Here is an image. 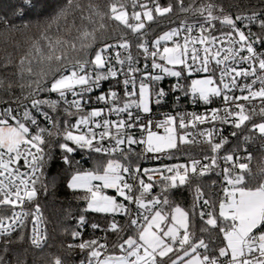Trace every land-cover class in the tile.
I'll return each instance as SVG.
<instances>
[{
  "label": "snow or ice",
  "instance_id": "obj_1",
  "mask_svg": "<svg viewBox=\"0 0 264 264\" xmlns=\"http://www.w3.org/2000/svg\"><path fill=\"white\" fill-rule=\"evenodd\" d=\"M42 3L47 7L46 0H18L10 7L24 19ZM244 8L234 12L215 0H111L106 7L97 0H64L49 15L36 13L43 18L21 24L0 14V36L21 37L11 41L12 52L5 49L0 56V94L13 98L0 108V210L10 212L0 215V264H13L7 259L10 246L26 232L34 248L47 245L39 196L48 190L44 181L57 149L62 164L75 167L67 187L83 193L85 211L112 217L104 227L92 223L104 236L88 240L82 238L86 217H78L70 232L78 242L66 246L69 255L79 250L78 264H264V159L254 172L247 151L257 139L264 150V0ZM174 10L184 14L179 25L148 39V26ZM107 22L135 36L136 56L124 36L96 47ZM201 73L207 75L192 78ZM166 77L175 78L168 90L160 86ZM110 80L114 86L102 91ZM97 90L95 102L104 107L88 110ZM177 92L190 96L193 105L219 98L222 106L142 118L141 113L151 114L150 104L160 105ZM180 100L175 96L174 102ZM205 124L212 126L199 127ZM224 125L233 128L231 138L242 137L243 147L226 148ZM184 145L207 147H201V158H192L181 153ZM77 151L109 158L103 167L81 169L72 155ZM178 154L187 162L155 169L138 163ZM211 174L219 178L218 210L217 193L206 198L199 184L191 212L172 199L173 190ZM117 215L125 218L123 224ZM108 233L116 236L111 247ZM15 264L27 262L17 258ZM51 264L73 262L53 256Z\"/></svg>",
  "mask_w": 264,
  "mask_h": 264
},
{
  "label": "trees",
  "instance_id": "obj_2",
  "mask_svg": "<svg viewBox=\"0 0 264 264\" xmlns=\"http://www.w3.org/2000/svg\"><path fill=\"white\" fill-rule=\"evenodd\" d=\"M18 0H0V14L7 13L8 18L12 20L15 24H21L27 20H35L38 18H43V16L49 15L58 4H62L64 0H46L47 7L45 4H40L35 10V13H29L24 19L17 18L11 11V5H14ZM102 7H106L111 0H97ZM168 0H161V3L166 4ZM174 2V0H173ZM216 3L222 4L226 9L232 11H245V5L258 4L259 0H215ZM233 5H240L239 8H232ZM128 11L131 12L132 8L129 5ZM43 13V16H37L36 13ZM184 14H179L174 10V13L167 14L165 17H158L156 21L152 22L148 27L149 31L152 34L160 35L164 30L172 26L177 22ZM108 29L105 34V37L102 41L98 42L96 47H99L101 43H113L120 40L121 36H124L125 39L131 41L132 33L129 30L120 26L116 27V22H107ZM34 31V30H33ZM21 37L19 35L13 34L12 36H0V56L4 55L5 49L9 52L13 51L11 45L12 40H19ZM19 58V53L16 54V59ZM14 79V78H13ZM27 91V90H26ZM14 95L20 96V90L14 89ZM54 94H52L53 96ZM48 96V93H41V97ZM12 97H9L7 94H0V108L5 107L6 105L3 101L12 102ZM24 103H29L24 101ZM74 119V118H73ZM182 151H185L190 154V156H200L201 150L196 149L190 146L182 147ZM75 160L80 161L81 169H91L97 163H103L106 158V155H100L93 153L89 157L88 153L85 151H77L72 154ZM55 159L54 162L48 168L45 183L48 185V190L45 193L41 190L39 196V203L42 208V213L46 220L47 225V245L43 249H36L28 241V233H25V239L23 241L16 242L12 244L11 251L7 259L11 260L15 264L16 259L26 260L27 264H51L53 256H60L62 259L67 258L68 261H72L73 264H78V261L81 259L79 250L76 249L69 255L67 249V244L71 243L72 237L70 235L71 230L75 227L78 217L83 214L86 217V225L91 227L92 223H99L102 227L106 226L109 221L112 219L111 216L105 214H99L91 211H85L87 208V203L81 197L83 193L80 191H73L67 187L68 181L71 178V175L75 171V167L69 168L66 165H63L61 162V153L57 149L54 153ZM260 157L264 158V153H259ZM181 159H185L187 156H179ZM261 161V160H260ZM257 165H254L253 171L255 172ZM56 177V183L53 186L51 183V178ZM260 178L257 177V180ZM219 181V178L214 174L212 176L193 179L191 186H183L181 188L173 190L172 199L176 204L184 207L186 210L191 212L192 205L194 203V187L196 184H199L203 189L206 198L211 197V194L214 190L218 191L217 196L215 197L217 201V210H218V200L220 196V188H213L212 182ZM159 188H154L153 192H158ZM208 209H206L207 211ZM115 219L123 224L125 218L117 215ZM200 220L196 219V229L197 234L199 235ZM67 228L68 233L63 232V229ZM99 230V229H98ZM98 232H87L85 239H92L98 237ZM15 239V234L13 236ZM116 240V236L112 233H108V241L110 247L112 242Z\"/></svg>",
  "mask_w": 264,
  "mask_h": 264
},
{
  "label": "built area",
  "instance_id": "obj_3",
  "mask_svg": "<svg viewBox=\"0 0 264 264\" xmlns=\"http://www.w3.org/2000/svg\"><path fill=\"white\" fill-rule=\"evenodd\" d=\"M139 10V9H137ZM131 13V12H130ZM184 15L177 21L175 22L172 26H170L169 28H167L166 30H164L163 32L173 28V27H176L177 25H179L180 23V20L184 19ZM191 22V20H190ZM217 27H219V25H217ZM227 30V29H226ZM253 31H259L258 29L256 28H253ZM163 32L161 34H163ZM160 34V35H161ZM159 35H155V34H152L150 33V31L147 32V38L148 39H153L155 37H157ZM138 41L136 40L135 36L132 34V37H131V41L130 43L133 45L132 47V53L134 56H136L138 53H137V50L135 48V44L137 43ZM182 42V41H181ZM169 46H171L169 44ZM123 52V50H121ZM113 55H114V52H113ZM143 59L141 58V67H143ZM207 74H194L192 76V78H197V77H203ZM183 82V81H182ZM175 83V78H172V77H166L160 84L161 87L165 88L166 90H168L171 85ZM187 83H190V80L187 81ZM115 84V81L113 80H110V81H106L103 83L102 85V91H108L109 88L113 87ZM101 90H97L95 92H93L91 94L92 98H93V103L90 104L88 106V110H91L92 107H104V104L103 102H100V103H96L95 102V96L99 95L100 94V91ZM120 91V94L122 95L123 94V88L122 86L120 87L119 89ZM239 94V93H237ZM175 96H181V100L176 103L174 102L175 100ZM53 99H55V94L52 96ZM243 103V101H241ZM255 103V102H254ZM222 106V101L219 99V98H216L214 99L213 103H211L210 105H207L205 106L204 104H196V105H193L191 103V97L188 96V97H184L182 93L180 92H177L175 93L174 95H170L168 98H167V101L160 104V105H155L154 103L150 104V107L152 108V112L151 114H143L141 113L142 115V118L144 119H148V118H151L153 120H158V119H163L165 114H172V115H175L177 112H196V113H204L205 111H210L211 108H219ZM111 119H116V117L113 115L111 117ZM256 122H259L260 121V117H256ZM41 122H42V125L46 124L45 121H43V118L41 117ZM212 125L210 124H205V125H199V127L201 129L203 128H207V127H211ZM216 126L217 127H221V125L219 124V122L217 121L216 122ZM223 127V135L225 137H230V133L233 131V128L230 126V125H224L222 126ZM191 130V128L189 129ZM134 131V134L137 138L140 137V132L138 129L136 130H133ZM162 132V129L159 130ZM260 143L261 141L259 139H257L254 143L250 144L247 148V151L250 152L252 154V161H251V166L252 168L254 167V165H259L260 164V160L264 159L263 157H260L259 156V153L262 152L264 153V150H261L260 149ZM241 146L243 147V140H242V137L241 139L238 141L237 139L235 138H231L230 137V141L228 143V145H226V148L231 150L232 148H235L237 146ZM184 146H190V147H193V148H196V149H200L201 150V147H204L206 148L207 146L204 145V146H197V145H184ZM182 146V147H184ZM183 148H181V153L185 152V151H182ZM137 151H139V148H137ZM241 155H244L243 152L240 153ZM153 154H148V156H152ZM181 156L180 154H178V157ZM192 158H201V155L200 156H191ZM188 160V157H185V159H181L180 157L178 159H166L164 157H161V159L159 160H156V159H142L140 161H138V163L141 164V167L142 168H149V169H155V168H158V167H161L162 164H171V163H177V162H187ZM22 163V162H21ZM214 174H211L210 176H212ZM146 179V178H145ZM194 179H199V177L197 178H194ZM217 188H219V181L217 182ZM105 192H107V189L105 190ZM213 192H216L218 194V191L217 190H214ZM212 192V193H213ZM206 211V209H205ZM4 214H8L10 215V212H4L2 210H0V215H4ZM44 217V215H43ZM45 220V218H44ZM45 228H46V233H47V225H46V220H45ZM87 232H98V237H103L104 236V232L101 231V230H93L92 228H90L89 226L85 225V227L82 229V238L84 240L85 239V235ZM74 242H78V241H72L71 243H74ZM101 242H103V240H101ZM109 243V241H108ZM109 247H110V243H109Z\"/></svg>",
  "mask_w": 264,
  "mask_h": 264
},
{
  "label": "rangeland",
  "instance_id": "obj_4",
  "mask_svg": "<svg viewBox=\"0 0 264 264\" xmlns=\"http://www.w3.org/2000/svg\"><path fill=\"white\" fill-rule=\"evenodd\" d=\"M203 77H204V76H203ZM203 77H197V78H203ZM108 158H109V157H108ZM108 158H106V160H104L102 164L99 163V165H100L101 167H103V165H105V164L107 163V159H108ZM113 158H117V157H113ZM97 164H98V163H97ZM106 194L115 196V195H116V192H115L114 189H107ZM120 199H122V198H120Z\"/></svg>",
  "mask_w": 264,
  "mask_h": 264
}]
</instances>
